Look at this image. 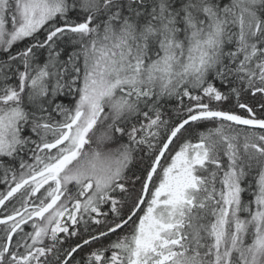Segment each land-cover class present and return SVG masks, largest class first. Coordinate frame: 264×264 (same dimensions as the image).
<instances>
[{
	"label": "snow or ice",
	"instance_id": "obj_1",
	"mask_svg": "<svg viewBox=\"0 0 264 264\" xmlns=\"http://www.w3.org/2000/svg\"><path fill=\"white\" fill-rule=\"evenodd\" d=\"M0 264H264V0H0Z\"/></svg>",
	"mask_w": 264,
	"mask_h": 264
}]
</instances>
